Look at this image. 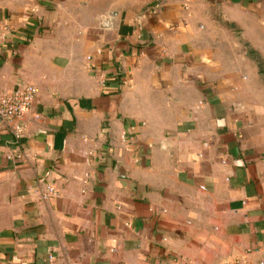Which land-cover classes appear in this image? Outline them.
Masks as SVG:
<instances>
[{
	"label": "crops",
	"instance_id": "crops-1",
	"mask_svg": "<svg viewBox=\"0 0 264 264\" xmlns=\"http://www.w3.org/2000/svg\"><path fill=\"white\" fill-rule=\"evenodd\" d=\"M27 85L0 264H264V0H0Z\"/></svg>",
	"mask_w": 264,
	"mask_h": 264
},
{
	"label": "built area",
	"instance_id": "built-area-1",
	"mask_svg": "<svg viewBox=\"0 0 264 264\" xmlns=\"http://www.w3.org/2000/svg\"><path fill=\"white\" fill-rule=\"evenodd\" d=\"M37 96V88L31 85L1 93L0 122L11 124L21 120L31 110ZM22 130V125H18L15 129L18 135L22 133ZM46 192L48 197L57 196V191L53 186H48Z\"/></svg>",
	"mask_w": 264,
	"mask_h": 264
}]
</instances>
